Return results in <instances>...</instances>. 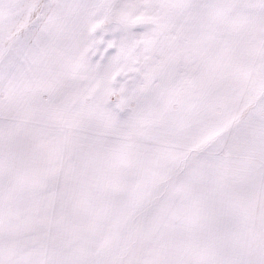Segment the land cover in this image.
<instances>
[{"label": "snow or ice", "instance_id": "6c2138e0", "mask_svg": "<svg viewBox=\"0 0 264 264\" xmlns=\"http://www.w3.org/2000/svg\"><path fill=\"white\" fill-rule=\"evenodd\" d=\"M0 264H264V0H0Z\"/></svg>", "mask_w": 264, "mask_h": 264}]
</instances>
